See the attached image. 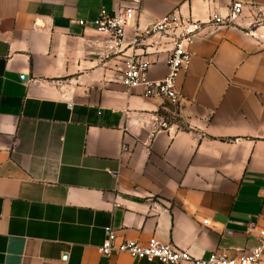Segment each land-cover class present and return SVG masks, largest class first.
I'll use <instances>...</instances> for the list:
<instances>
[{"label":"crops","instance_id":"crops-1","mask_svg":"<svg viewBox=\"0 0 264 264\" xmlns=\"http://www.w3.org/2000/svg\"><path fill=\"white\" fill-rule=\"evenodd\" d=\"M235 1L241 16L208 23ZM130 3L0 0V264H161L103 256L109 233L155 237L196 258L240 257L258 244L264 0H140L111 54L93 23L103 7ZM170 13L204 22L177 109L120 80L134 51L150 79L166 76L171 42L131 41Z\"/></svg>","mask_w":264,"mask_h":264},{"label":"built area","instance_id":"built-area-1","mask_svg":"<svg viewBox=\"0 0 264 264\" xmlns=\"http://www.w3.org/2000/svg\"><path fill=\"white\" fill-rule=\"evenodd\" d=\"M139 3L140 0H131L130 5L114 12L103 7L94 21L96 31L109 37L107 47L111 54L118 55L122 51L126 43L127 28L134 25ZM244 7L242 2L235 1L231 4L226 18L213 15L208 23L216 26L235 20L243 14ZM77 23L82 26L86 24L84 20H77ZM203 27L204 22L177 13L165 15L143 30L137 27L131 45H141L145 40L150 39H154L152 46L159 45L164 40L171 42L172 49L167 61L168 72L162 79H150L149 60L134 51L125 62V68L120 75L121 82L128 89L142 87L145 96L159 98L171 107L179 108L182 92L178 86V79L180 74L187 71L191 65L190 46ZM159 125L168 127L165 120L160 121ZM99 250L103 256H110L114 252L126 253L148 263L157 260L161 264H177L183 261L194 264H260L264 254V228L259 231L258 244L248 254L240 257L214 252L208 258H196L188 251L163 243L155 237L146 243L132 239L117 242L112 233L108 234Z\"/></svg>","mask_w":264,"mask_h":264},{"label":"water","instance_id":"water-1","mask_svg":"<svg viewBox=\"0 0 264 264\" xmlns=\"http://www.w3.org/2000/svg\"><path fill=\"white\" fill-rule=\"evenodd\" d=\"M24 79H26V76H23Z\"/></svg>","mask_w":264,"mask_h":264}]
</instances>
